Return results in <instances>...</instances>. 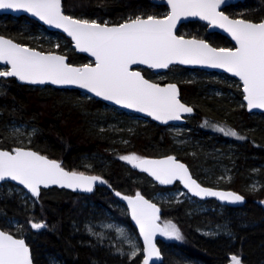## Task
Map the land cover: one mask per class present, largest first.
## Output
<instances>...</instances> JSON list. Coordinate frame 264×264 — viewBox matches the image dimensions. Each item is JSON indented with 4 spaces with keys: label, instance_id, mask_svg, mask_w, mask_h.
<instances>
[{
    "label": "trees",
    "instance_id": "obj_1",
    "mask_svg": "<svg viewBox=\"0 0 264 264\" xmlns=\"http://www.w3.org/2000/svg\"><path fill=\"white\" fill-rule=\"evenodd\" d=\"M62 2L66 14L98 19L101 24L105 20L107 24H121L137 16L164 17L168 13L166 5L153 0ZM225 12L232 18L259 22L264 18V0H246ZM41 28L27 17L0 15V35L48 52L37 44ZM178 35L203 39L218 48L232 46L228 38L208 33L207 26L200 22L182 25ZM64 39L65 44L53 52L67 56L75 65L90 62L87 56L76 53L68 38ZM170 70L166 80L158 83H177L182 101L195 110L178 136L171 126L163 127L149 119L131 120L133 115L78 90L32 87L12 78L0 79V149L31 148L59 160L70 171H82L105 181L90 196L51 188L42 190L30 202L0 193V226L4 230L21 237L4 224L2 217L46 225L23 236L35 264H52L54 259L62 264H140L141 256L121 259L100 248L82 227L90 216L85 202L107 208L117 192L140 193L157 202L154 197L159 192L182 189L179 183L162 188L120 159L133 154L140 158L175 155L202 185L232 190L246 198L242 207H224L215 200L200 201L189 195L169 203L157 202L161 220L175 223L182 235L181 240L160 242L164 257L160 264H229L233 255L241 257L243 264H264V114L248 113L242 92L212 79L217 73L178 66ZM143 72L150 79V71ZM178 72H196L198 76L175 80ZM217 124L233 129L243 139L215 133ZM15 125L35 131L26 137L13 130ZM198 203L213 210L197 211ZM126 222L136 231L128 216Z\"/></svg>",
    "mask_w": 264,
    "mask_h": 264
},
{
    "label": "snow or ice",
    "instance_id": "obj_2",
    "mask_svg": "<svg viewBox=\"0 0 264 264\" xmlns=\"http://www.w3.org/2000/svg\"><path fill=\"white\" fill-rule=\"evenodd\" d=\"M167 4L171 11L162 19L137 16L109 26L107 22L101 24L63 14L61 0H0V9L22 10L45 24L63 29L75 42L77 50L94 57V65L73 67L65 62L64 56L43 54L0 37V64L10 66L0 70V77H16L33 85H75L105 101L147 113L153 119L167 123L181 119V113H191L192 108L179 101L176 85L159 87L145 79L140 71L131 70L132 66L167 69L171 64H200L224 69L238 77L248 109H264V22L230 20L217 11L220 0H167ZM190 16L223 28L235 41V48H214L203 40L177 37L174 34L177 21ZM217 130L243 139L230 129ZM120 159L147 172L160 184L180 180L194 196H213L233 203L243 200L242 196L233 192H217L201 187L191 178L186 166L174 157L148 160L133 154ZM5 179L23 185L33 196H39L41 186L58 185L74 191L91 192L94 182L105 183L98 176L65 171L58 162L23 148L0 150V181ZM116 195L121 194L117 192ZM121 198L127 200L132 218L144 238L143 264H150L153 257L160 256L153 243L157 231L176 240L182 239L173 224L158 228L159 209L139 193L135 198ZM31 226L34 229L45 227L43 223H32ZM118 231L123 234L122 230ZM137 252L133 247L130 256L134 257ZM231 260L232 264H240L239 258L234 255ZM0 264H32L24 240L0 231Z\"/></svg>",
    "mask_w": 264,
    "mask_h": 264
},
{
    "label": "water",
    "instance_id": "obj_3",
    "mask_svg": "<svg viewBox=\"0 0 264 264\" xmlns=\"http://www.w3.org/2000/svg\"><path fill=\"white\" fill-rule=\"evenodd\" d=\"M154 3H158V4H163V5H166L169 9V12L171 11L170 7L168 6L167 4V0H153ZM246 0H220V4H219V7L217 9L218 12L222 13L223 15L227 16L230 20H244L246 22H251V23H260V22H264V19L259 21V22H253V21H249V20H245V19H241V18H232L230 17L226 12H225V9L232 6V5H236V4H239V3H242V2H245ZM61 9H62V12L63 14L65 15H68L64 12V9H63V2L61 0ZM0 15H9L11 17H14V18H20V17H27L33 21H36L38 22L41 26L45 27L48 31L50 32H55V33H59L61 35H64L66 38H68L71 43H72V47L73 49L76 51V53H79V54H82V55H85L87 56L89 59H90V62L94 65V57L90 56L87 52H80L79 50L76 49L75 47V42L72 40V38L70 36H68V34L66 32L63 31V29H60V28H55V27H52L48 24H45L43 21L39 20L37 17H34L32 16L30 13L28 12H24L22 10H19V11H13V10H10V9H0ZM70 16V15H68ZM72 17V16H71ZM74 18V17H73ZM156 18H164V17H156ZM77 19V18H75ZM127 22V21H126ZM190 22H200V23H203L207 26V31L208 33H219L223 36H225L226 38L229 39V41L231 42L232 46L231 48H235L236 44H235V41L232 39V37L230 36V34L228 32H226L223 28H220L218 26H215L213 24H211L209 21L207 20H202L200 19L199 17H182L181 19H179L176 23V27L174 29V34L177 36V37H182L183 39L185 40H203V39H197V38H193V37H186V36H181V35H178V30L180 29V27L184 24H187V23H190ZM109 26H115V25H119V24H108ZM0 37H3L5 39H10L12 40L14 43L16 44H19L21 46H24V47H28V46H25V45H22L16 41H14L13 39L11 38H8V37H5V36H2L0 35ZM205 43H207L210 47H214V48H218V47H215L213 46L211 43H209L208 41L206 40H203ZM30 48V47H28ZM33 49V48H31ZM36 51H39L43 54H54V55H60V56H64L65 57V62L70 65V66H73V67H83L84 65H75V64H72L69 62V58L65 55H62V54H59V53H56V52H42L40 50H37V49H34ZM90 64V63H89ZM87 65V64H85ZM175 66H178V67H182V68H186V69H190V70H195V69H198V70H203V71H206V72H210V73H217V74H225V75H228L230 76L231 78H234L236 80H238L241 84L242 82L239 80L238 77H235L233 76L231 73L229 72H226L224 69H221V68H211V67H207V66H204V65H200V64H171L169 65V67L167 69H151V68H148L146 65H133L131 70H137V71H140L141 75L147 79L150 83H154V84H157L159 87H167L168 85L170 84H174L176 85L177 87V90H178V99L181 103H183L185 106L187 107H191L192 108V112L191 113H181V119L179 120H170L168 121L167 123H163L159 120H155L153 119L151 116L147 115V113H144V112H137L135 111L134 109H129V108H124L120 105H117V104H114L113 102L111 101H105L103 100L102 98L100 97H96L93 93H90L88 92L86 89H81L75 85H63V86H60V85H52V84H44V85H33V84H28L26 82H23V81H20L19 79H17L16 77H0V79H7V78H12V79H15L16 82L20 85H28V86H32V87H46V86H49V87H53V88H56V89H73V90H78L80 91L82 94L90 97V98H93V99H96L98 101H101L111 107H114L116 109H118L119 111H122V112H125V113H128V114H132V115H137L139 117H142V118H145V119H149L151 120L152 122L160 125V126H163V127H168V126H171V125H185L186 122H187V119L191 116H193L195 114V110L192 106H190L189 104L185 103L184 101H182L181 99V90H180V87L177 83H174V82H169V83H158V82H155V81H152L150 79H148L145 75H144V72L143 70H150V71H153L155 73H162V72H166L167 70H169L171 67H175ZM10 68L9 65H5V64H0V70H6ZM242 93H243V103L245 104V107H246V110L248 113H256V114H264V109H252V110H249L248 109V106H247V101L244 99V92H243V85H242ZM15 148H23L25 150H31V151H34L42 156H45L46 158H48L49 160H54L56 162H58L61 167L65 170V171H69L71 172L70 170L66 169L65 167L62 166V163L59 161V160H56V159H52V158H49L48 156L46 155H43L31 148H25V147H15ZM0 150H5V149H0ZM6 151H11V150H6ZM168 157H174L176 159L177 162L179 163H182L186 166V168L188 169V172L191 176V178L193 180H195L201 187L203 188H207V189H210V190H213V191H217V192H224V193H227V192H233V193H236L232 190H224V189H219V188H211V187H207V186H204L200 183V181H198V179H196L190 168L188 167V165L186 163H184L183 161H181L180 159H178V157H176L175 155H168V156H162V157H145L143 159H148V160H165L167 159ZM138 172L142 173V174H145L147 175L154 183L158 184L160 187L162 188H172L173 186H175L177 183H179L182 187L183 190H185L189 196L191 198H194V199H197V200H200V201H208V200H215L217 201L218 203H220L222 206L224 207H242L245 202H246V198L239 194V193H236V194H239L240 196L243 197V200L241 202H229L228 200H221L220 198L218 197H213V196H205V197H200V196H194L189 190L188 188H186L184 186V184L180 181V180H175L173 181V183L171 184H160L157 180H155L154 177H152L151 175H149L147 172H144V171H141L140 168L138 167H134ZM79 173V172H77ZM84 175L86 176H94V175H90V174H85L83 173ZM5 183H10V184H13L15 186H18L22 189H24L33 199H37L40 194H41V191L42 190H47V189H51V188H58V189H63V190H66V191H69V192H72L74 194H77V195H86V196H90L92 195L96 188L98 187L99 185V181H96L94 182L93 184V190L91 192H86V191H81L79 189L77 190H72L70 188H62V187H59L58 185H50L49 187L45 188L43 186L40 187V191H39V196H33L32 193L27 189L25 188L23 185L19 184L18 182L16 181H13L11 179H5L4 181H0V186L2 184H5ZM145 200H147L149 203L151 204H154L158 209H159V212L157 213L159 219L156 221V224L158 225V228L162 229L163 226L162 224L160 223L161 221V207L160 205L154 201L153 199H150V198H147L146 196H144L143 194H140ZM122 196H128V197H132V198H135L136 194L135 195H124V194H121L120 196H118L119 198V201L122 203V205L125 207V209L127 210L128 212V216H129V220L131 222V224L135 227L138 235L140 236L141 238V243H142V246H143V249H144V238L143 236L141 235L140 233V229H139V226L136 224L135 220L132 218V213H131V208L129 207L128 205V202L127 200L125 199H122L121 197ZM44 224V223H43ZM45 225V224H44ZM32 227V226H31ZM44 228V227H43ZM41 228V229H43ZM34 229V228H32ZM41 229H34L35 231H39ZM0 231H3L7 234H11L13 236V238H16V239H22L24 240L26 246L29 248V252H30V258H31V262L32 264H35L34 263V259H33V256H32V252H31V249L29 247V245L27 244V241L26 239L24 238H21V237H17L16 235L10 233V232H7L5 231L1 226H0ZM165 236L166 235H161L159 231L156 232L155 236L153 237V243L155 244L156 248L158 249L159 253H160V256L159 258H156V257H153V260L150 262V264H160L162 261H163V254H162V250H161V247H160V242L164 241L165 239Z\"/></svg>",
    "mask_w": 264,
    "mask_h": 264
},
{
    "label": "rangeland",
    "instance_id": "obj_4",
    "mask_svg": "<svg viewBox=\"0 0 264 264\" xmlns=\"http://www.w3.org/2000/svg\"><path fill=\"white\" fill-rule=\"evenodd\" d=\"M243 10L244 9H238L236 11H243ZM263 19L264 18H262V20ZM94 20L99 23L98 19H94ZM89 21H92V20H89ZM105 22L107 21L105 20L104 23ZM43 28H41L42 31H40V34L37 40V44L39 46L46 49L48 52H53V50L57 49L60 44H65L64 36H62L61 34L52 35L49 33V31L46 30V28L44 29ZM228 48H231V47H228ZM170 73H172L170 69L162 73H155L153 71H150L148 77L155 82H163L166 80V77H168ZM207 73H210V72H207ZM196 74H197L196 72H193V73L178 72L176 76H174V78L175 80H182V79L186 80V79H190L195 76H198V74L197 75ZM212 79H216L220 83H224V84L227 83L233 86L235 89H239L242 92V84L238 80L231 78L228 75L214 74L212 76ZM217 92H219V90ZM242 102H243V99H242ZM116 110L119 111L118 109ZM133 116L134 117L132 116L130 117L131 120H137V121L138 120L140 121L148 120V119L136 116V115H133ZM219 128H224L226 130H229L228 127L217 124V126L213 127L214 129L213 131L215 133L217 132L222 133L221 131L217 130ZM13 130L17 134H20L26 137L31 135L35 131L34 128L28 129V127L25 125H15L13 126ZM170 130L177 136L181 135L183 131V125L182 126L172 125L170 127ZM230 130L234 131L233 129H230ZM228 136L230 138H237V137H233L230 135ZM87 165H90V164H87ZM80 172L83 173L82 171ZM209 177H211V175ZM212 182H215V180H213ZM0 193H3L4 195L19 196L21 200L27 199L30 202L32 201V197L24 189L18 186H15L13 184L9 185V183H6V184L1 185ZM187 195L188 193L185 190L176 189V190H171V191H166V192H159L158 194L155 195L154 198L159 203H169L173 200L180 199ZM84 205L90 208L89 210L90 216L85 221H83L82 227L84 228L88 236L92 239V242L93 243L95 242L100 248L110 251L111 254L117 258L133 260V259H136L138 256H141V260H139V262L140 264H143L144 251H143V246L141 243V238L138 235V233L134 231L130 225L127 224L126 217L128 216V212L125 209V207L122 205V203L119 201L117 196H116V199H112L109 201V203L107 204V208L103 206H96V204L92 202H85ZM195 209L197 211L213 210L208 205L201 204V203H198ZM2 221L7 227L12 229L13 232H16L19 235H21V237L30 235L33 233V231H35L31 227L32 223H26L19 219L2 217ZM161 224L163 228L167 224H173L176 226V228L180 232V229L178 228V226L171 221L162 220ZM118 229L122 230L123 234H121V232H119ZM210 232L211 230L208 233ZM174 240L176 239L166 236L164 242L167 243V242L174 241ZM129 241L131 243H129ZM133 247H135V249L138 250L137 255H135L134 257L130 256V253L133 251ZM236 257L239 258L240 264H243L241 257L239 256H236ZM52 264H62V263L59 262L57 259H54L52 261ZM229 264H232V260H230Z\"/></svg>",
    "mask_w": 264,
    "mask_h": 264
}]
</instances>
